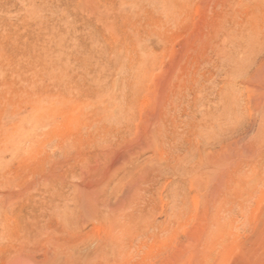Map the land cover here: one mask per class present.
I'll return each mask as SVG.
<instances>
[{"label":"rangeland","instance_id":"1","mask_svg":"<svg viewBox=\"0 0 264 264\" xmlns=\"http://www.w3.org/2000/svg\"><path fill=\"white\" fill-rule=\"evenodd\" d=\"M175 90L186 101L171 117L174 144L201 154L163 179L154 221L124 238L119 264H264V0H0V195L24 197L48 176L108 177L102 160L93 170L99 149L126 116L124 138L149 141Z\"/></svg>","mask_w":264,"mask_h":264},{"label":"bare ground","instance_id":"2","mask_svg":"<svg viewBox=\"0 0 264 264\" xmlns=\"http://www.w3.org/2000/svg\"><path fill=\"white\" fill-rule=\"evenodd\" d=\"M141 90L142 88L139 86L131 94L124 92L123 96L126 104L133 102ZM177 91H173L174 93H171L165 101L158 104L160 106L158 112H156V118L152 117L156 120L153 122L150 120L152 123L147 127L149 141L140 137L134 141L135 143H131L124 138V135L131 129L128 126L133 121L126 116L124 124L115 130L116 139L113 142L109 141L110 146L107 149H99L101 152L94 156L98 160L93 170L97 172L99 161L102 160L103 165H107L106 170L111 171L108 174L111 175L110 177L106 175L101 179L91 177L92 174L88 175V172L87 175L80 176V182H76L73 177L70 179V177L52 178L51 176L49 178L48 176L44 178L42 176L44 179L41 177L38 188L35 185V187L33 185L31 187V184H29L27 189H23L26 192L24 197H20L22 195L19 196L18 193L15 195L16 191L9 190L10 188L4 194H1L0 222H4L0 223V264H119L123 253L124 238L131 234L133 229L154 221L150 219V214L157 202L155 196L159 195V192H156L160 189L163 179L167 175L170 176L169 174L182 178V175L188 173L184 167L187 158L189 156L194 158L201 154L200 149L194 144L190 143L189 147L186 148V152L182 147H176L174 144L179 135L176 133L175 126L171 124V117L175 116L177 111L182 112L181 107L185 100L184 93ZM192 113L196 115V112L193 111ZM232 132L231 127L223 129L225 137ZM223 143L225 144L224 140ZM227 146L229 145L227 144ZM223 147L222 149L225 151V147ZM165 150L174 153L173 156L167 158L166 152L164 156H157V153ZM147 152L156 154V161L152 157L149 158L155 162L153 160L149 162L147 157L145 161L143 160ZM179 152H183V154ZM216 153L218 155V152ZM209 155L208 157L212 154ZM230 156L229 152L228 154L227 152L221 154L219 159L221 165L219 166L231 164L232 157L230 158ZM211 158L213 157L211 156ZM202 159L203 162L206 160ZM203 162L202 164L205 163ZM199 164H193L189 171L193 175L190 174V176L198 177L197 180L201 176L199 175ZM211 168L213 169V167ZM226 170L227 168L223 167L222 171ZM112 172L113 174H111ZM140 172L141 175L143 173L145 177H148L147 182L143 181L147 183L145 187H140L139 183L144 179L142 175V179L139 181L141 177L138 174ZM211 172L209 173L211 174ZM218 177H220L219 173ZM210 179L212 178L210 177ZM6 181L8 182V180ZM125 181L129 184L125 185ZM17 182L18 179L15 183L17 184ZM4 185L6 188L9 187L6 186V183ZM218 185L220 186V182ZM175 196L173 197L175 198ZM18 197H20L19 201H17ZM130 199H133L134 203L136 202V206H132L129 211H124ZM3 215L5 216L4 219H11L13 223L1 219ZM175 215L178 214L175 213ZM27 218L29 224L23 225ZM165 223L167 224V219L161 222L160 225H165ZM109 255L112 256V261L108 257Z\"/></svg>","mask_w":264,"mask_h":264}]
</instances>
